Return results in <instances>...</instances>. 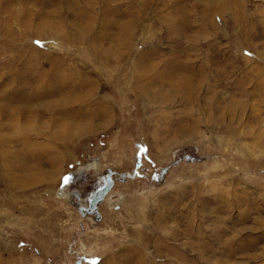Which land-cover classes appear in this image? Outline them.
Wrapping results in <instances>:
<instances>
[{
  "label": "rangeland",
  "instance_id": "374dc122",
  "mask_svg": "<svg viewBox=\"0 0 264 264\" xmlns=\"http://www.w3.org/2000/svg\"><path fill=\"white\" fill-rule=\"evenodd\" d=\"M0 264H264V0H0Z\"/></svg>",
  "mask_w": 264,
  "mask_h": 264
},
{
  "label": "water",
  "instance_id": "95a60500",
  "mask_svg": "<svg viewBox=\"0 0 264 264\" xmlns=\"http://www.w3.org/2000/svg\"><path fill=\"white\" fill-rule=\"evenodd\" d=\"M197 153V148L192 147L191 149H183L179 151V154H177L176 158L171 162L170 167L175 166L179 164L180 161L184 160L187 162H194V161H199L200 158H198L196 155ZM170 167H166L161 169L159 172L155 174V179L163 178L164 175L168 172ZM81 172L78 174L76 173L74 175V178L77 177L79 178V175ZM137 175L132 174V173H116L115 171L111 169H107L104 174H96L94 177L93 185H91V188L87 190L86 192L82 193V190L79 189L78 187H74L72 191V196L74 197L75 205L79 213L83 216L86 214L92 215L94 219L98 220L101 217V214L98 210V206L100 203L104 201V198L106 195L111 191L114 181L120 180V181H125L128 178H136ZM139 178H143V175H138ZM70 176L67 175L64 179L65 182L67 183L69 180ZM83 178V177H82ZM82 180V179H81ZM64 182V183H65ZM68 184V183H67ZM66 184V185H67ZM65 185V184H64ZM84 201V202H83ZM83 203L85 205H83ZM82 224H80L81 226Z\"/></svg>",
  "mask_w": 264,
  "mask_h": 264
},
{
  "label": "bare ground",
  "instance_id": "6f19581e",
  "mask_svg": "<svg viewBox=\"0 0 264 264\" xmlns=\"http://www.w3.org/2000/svg\"><path fill=\"white\" fill-rule=\"evenodd\" d=\"M175 158H176V155H175ZM174 158V159H175ZM78 169V168H77ZM90 169L91 168H89V167H85V166H83V167H80V169H78V171L79 172H81L80 174H82V172H91L90 171ZM160 171V170H159ZM130 173H132V172H130ZM76 174V172L74 171V172H72L71 173V175H69L70 176V178H69V180H68V184H69V188L71 187V185H73L74 184V182H76L77 183V181L79 180H81L82 179V177H83V175H81V176H79V178H77V177H75L74 178V175ZM95 174H99V172H95ZM132 174H135V175H137L136 177H138V175H143V176H145L144 174H140L139 172H134V173H132ZM117 181V179L114 181V184H115V182ZM119 182H120V180H118ZM121 182H123V181H121ZM114 186V185H113ZM72 187H75V185H73ZM67 191V190H66ZM111 192V191H110ZM109 192V193H110ZM64 193H66V192H64ZM72 194V191H70L69 190V192H68V194L69 195H71ZM109 193L107 194V195H109ZM59 195H60V193H59ZM107 195H106V197L105 198H107ZM66 197H68V196H66ZM105 198H104V200H105ZM68 200V199H67ZM66 200V201H67ZM71 200V199H70ZM84 202V201H83ZM105 202V201H104ZM70 204V203H69ZM83 205H85L84 203H83ZM79 212V211H78ZM82 217H84V218H87V216H90V215H88V214H86L85 216H83V215H81ZM99 220H101V217H100V219H98L97 221H99ZM81 227H82V229L84 230V228H83V226L81 225Z\"/></svg>",
  "mask_w": 264,
  "mask_h": 264
},
{
  "label": "flooded vegetation",
  "instance_id": "af4514ba",
  "mask_svg": "<svg viewBox=\"0 0 264 264\" xmlns=\"http://www.w3.org/2000/svg\"><path fill=\"white\" fill-rule=\"evenodd\" d=\"M81 167H82V166H81ZM85 167H86V166H85ZM78 168H79V167H78ZM79 169H80V168H79ZM141 169H142V168H138V171L140 172V174H141L142 172H144V171H141ZM77 170H78V169H77ZM77 170H76V171H77ZM71 173H72V172H71ZM71 173H70L69 175H71ZM66 184H67V183H66ZM75 187H76V186H75ZM111 192H112V191H111ZM65 197H66V196H65ZM68 198H69V197H66V200H67Z\"/></svg>",
  "mask_w": 264,
  "mask_h": 264
}]
</instances>
